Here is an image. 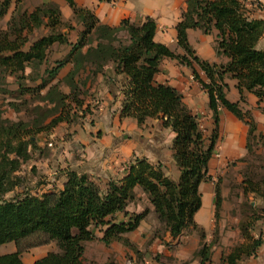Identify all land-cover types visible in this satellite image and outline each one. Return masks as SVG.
Returning a JSON list of instances; mask_svg holds the SVG:
<instances>
[{"label": "trees", "instance_id": "trees-1", "mask_svg": "<svg viewBox=\"0 0 264 264\" xmlns=\"http://www.w3.org/2000/svg\"><path fill=\"white\" fill-rule=\"evenodd\" d=\"M24 1L0 0V95L5 96L1 105L16 114L32 112L34 102L47 105L28 114L34 116L28 124L5 118L0 105V246L13 243L16 249L0 256V264H23L24 252L49 244L55 250L33 264H84L85 245L94 241L106 248L118 243L137 256L127 235L150 213L172 241L187 231L195 232L202 243L193 258L199 264H212L217 238L203 243L206 235L194 217L201 208L199 187L211 179L208 165L223 110L247 127L246 155L239 159L245 165L240 173L243 194L264 204V155H256L252 148L256 144L264 152V137L251 113L240 106L246 103L247 93L258 102L264 100V49H258L264 21L251 19L243 0H184L186 9L175 27L176 48L170 49L155 41L157 25L150 17L139 24L124 19L118 26H108L74 0H62L71 11L70 20H64L53 3L26 6ZM41 30L47 32L38 36ZM190 30L215 33V54L227 62L201 60L189 44ZM71 34H75L72 41ZM56 46L66 48L67 53L50 63ZM163 60L187 67L207 95L212 119L209 138L182 95L156 82ZM67 66L71 69L57 81ZM27 69L32 72L30 86L25 84ZM98 77L122 96L120 119H132L138 128L147 120L157 121L174 135L170 150L179 172L177 181L166 175L162 164L135 158L120 178L102 180L68 170L61 189L40 194L26 188L17 191L23 182L17 173L31 159L33 137L66 122L69 106L82 108L78 92L91 89ZM227 79L236 82L237 102L226 97ZM60 83L68 87V94L61 92ZM43 91L51 95L49 101L44 100ZM214 191L217 220L222 203L218 184ZM8 194L13 195L7 199ZM144 200L146 208L130 212V206ZM242 212L237 225L242 243L222 254L220 264L254 259L263 244L262 233L254 236L253 232L264 221V209L258 214L248 203ZM159 259L158 264H170Z\"/></svg>", "mask_w": 264, "mask_h": 264}, {"label": "rangeland", "instance_id": "rangeland-1", "mask_svg": "<svg viewBox=\"0 0 264 264\" xmlns=\"http://www.w3.org/2000/svg\"><path fill=\"white\" fill-rule=\"evenodd\" d=\"M41 1L43 0H25L23 4L26 6H33L36 4L39 5ZM46 32V30H41L38 36L45 35ZM74 38L75 34H71L69 36V40L71 41L74 40ZM190 43L198 44V42H196L193 38L190 40ZM66 53V48L58 46L53 47L50 52L49 62L52 63L54 60L63 59ZM70 69V66L63 69L59 74L57 81L62 80ZM31 73L30 69H27L25 73V84L29 86L32 85L29 83ZM94 86L91 87V89H81L78 92V99L82 101L83 104L82 108L77 107L75 104L69 106L67 111H65V114H67L66 122L59 124L51 131L42 132L33 137L32 141H34V145H31L30 147L31 159L24 164L17 173V176H20L23 181L20 187L21 189L18 188L17 191L20 192L22 188H26L32 189L33 192L40 194L47 190L61 189L63 180L62 177L65 178L64 173L68 170H76L79 172L86 164L91 167L90 169L93 171L94 177L97 176V170H105V168L101 167L102 165L100 167L98 166L102 162V160L98 161V159L101 154L102 156L112 155L111 152H113V150L111 149V143L113 137L112 135H108L109 130H106V126L108 124L116 123L117 119L116 117L114 118L116 113H113L115 114L113 116L110 111H106L105 103L107 102V98L100 94V92L97 91V88L94 89ZM10 89H15V86H10ZM59 89L65 94L69 93L68 87L64 84L60 83ZM42 95L44 100H50V94L43 91ZM3 97L5 96L0 95V105L3 101ZM44 105H47L44 101L34 102L33 105H30V107L32 106L30 110H32L33 113L40 112ZM240 106L242 110H247L251 113L256 125H262L263 133L259 131L258 128L257 131L264 137V102L262 107L252 106V108H248V104L246 103L241 104ZM1 107L2 110H4V117L11 121L21 120L28 124L34 117L32 115H28L32 113L31 111L28 112V114L24 111L16 114L12 111V109L5 105H1ZM209 116V120L203 119L200 122L206 138H209L212 131V119L210 112ZM49 121L50 120L48 119L46 123ZM120 123V127L117 129L116 133L119 135L118 137L120 138V142L124 143L123 145H126V147L130 146V141L132 142L134 140H138L139 136L144 139V136H147L148 134V127H151L150 121H148L145 125L146 128H140L139 130L136 128V123L132 119H120ZM239 124L244 126L247 130L244 123L239 121ZM155 126L156 125H154L151 129L153 130ZM228 135L229 130L226 129V123L223 127H220L219 124V138L212 159L216 162L221 160L222 163L221 167H217L216 173H211V180L207 182V184H211L213 188H215L216 184H218L221 189L220 195L222 194L219 216L217 220L214 218V215L212 218L214 229L210 240L212 241L214 236L217 238L216 245L214 246V252L217 254L228 253L232 247L241 244L242 240L239 237L236 225L242 217L243 206L245 210V206L249 203L258 214H260V211L264 209V204L260 200H256L251 196L246 197L243 194V189L240 186L242 180L240 173L245 165L239 162L240 158L232 161L221 159L222 147H224V145L226 146L225 142L228 139ZM93 138H97L95 142H99V146L96 145V143H93ZM252 148L256 155H264L262 148L257 147L256 144H253ZM134 152H132L133 154L130 157L128 156L129 158L122 159L121 161H119L120 157L117 155L114 157V154L111 157L105 156L103 158L111 160L114 159L116 161V168L122 169L123 174L128 167V164L136 158ZM97 154L100 155L97 156ZM108 162L107 164H109ZM111 165H114V161ZM122 174L120 176H122ZM120 176L118 175L116 178H120ZM12 195L13 194H8L6 198H10ZM146 205L147 203L145 200L143 202L137 201L133 206H130V212L139 213L146 208ZM140 226L139 231L136 233L137 235H133L135 242L128 239L138 251L137 256L132 252L125 250V248L118 243H114L110 247L106 248L100 242L94 241L86 243L85 245L84 264H105L108 262L112 264H158V261H156L158 250L162 251V255H160L159 259V261H163L162 263L168 262L170 264H187L188 261L192 259V254L188 255L191 251H186L183 255V251H181L184 247L183 243L176 244L174 241L169 239V234L165 231L164 227L157 221L153 214L150 213ZM262 227H264V221L256 224L253 232L255 236H257L262 230ZM190 233L192 232L187 231L184 234L186 235ZM222 237L228 239L226 244L230 245V247L222 249L220 245ZM49 245L50 246L45 248L43 246V248L38 247L30 249L29 251L24 252L21 257L23 256L24 260L28 262L29 260L38 258L39 255L47 249L51 248L52 250H55L53 244ZM13 249L16 250L13 243L0 246V255L10 254ZM217 258L218 255L215 259V264H219V260ZM247 262L248 260H244L240 264H247Z\"/></svg>", "mask_w": 264, "mask_h": 264}, {"label": "crops", "instance_id": "crops-1", "mask_svg": "<svg viewBox=\"0 0 264 264\" xmlns=\"http://www.w3.org/2000/svg\"><path fill=\"white\" fill-rule=\"evenodd\" d=\"M74 1L78 6L87 8L92 11L101 23L108 26H118L121 20L124 19H129L130 21L139 24L144 20L145 17H150L155 21L157 25L155 41L167 46L170 49L176 48V44H174L176 43L175 27L180 22L182 13L186 9L184 0ZM243 1L245 2V8L247 9V13L251 19L264 21V0ZM41 3H53L57 5L61 11L64 20H70L72 17L71 11L62 0H43L39 4ZM192 38L195 39L198 44H191L190 40ZM188 41L190 46L196 52V55L201 60L216 64H224L227 62L226 58L217 57L215 54V33H213L212 35H203L199 30H190L188 31ZM258 49H264V35L258 43ZM156 82L159 84H167L174 88L176 91H178L183 97L184 104L188 107V109H190V111L194 115L198 116L200 122L203 119L209 120L210 116L207 107V95L201 90L200 86L196 82H194L191 76V72L187 67L180 66L174 61L163 60L160 64V73L156 76ZM226 84L228 85V91L226 94L227 99L231 102H237L239 100V93L236 89V82L227 79ZM95 88H97V91L100 92V94L107 98V102L105 103L106 111H110L113 116L115 115L113 113H116V115L114 116V118L116 117L117 119L116 123L108 124L106 126V130H109L108 135H112L113 137L111 143V149L113 150V152H111V154H114V157L116 155L120 157L121 159L119 158V161H121L122 159L129 158L133 154L132 152L135 151L134 154L136 155V158H145L152 164H162L166 175L170 177L173 181H177L179 177V172L175 167L174 161L172 159V152L170 150L171 141L174 135L169 130L162 129L160 127L159 122L147 120L141 127V129L146 128L145 125L148 121H150L151 127H148L147 136H144V139L139 136L138 140H134L132 142L130 141V146L126 147V145H123L124 143L120 142V138L118 137L119 135L116 133L117 129L120 127L121 124L118 111L121 105L122 96L119 94L118 90L105 84L102 77L97 78L94 89ZM245 98L246 104H248V108H252V106L262 107V104L264 102V100L262 102H258V99L250 93L245 94ZM225 123L226 129L229 130V135L228 139L225 142L226 146L223 144L224 147H222L223 149L221 159L228 161H232L239 158L241 159L246 153L245 146L247 130L244 126L239 124V121L236 120L231 114L223 110L220 113V127H223ZM154 125L156 126L152 130L151 128ZM136 128L138 130L140 129L137 126ZM257 128L263 133L262 125L258 124ZM96 139L97 138L92 139L93 143H96ZM96 145L99 146L100 143L98 142L96 143ZM99 155L100 154H97V156ZM112 155L105 156L111 157ZM105 156H102L101 154L100 158H97L98 161L102 160V162L98 166L100 167L102 165L101 167L105 168V170H101L104 172L97 170L96 177L103 180H108L109 178H116V176L118 175L120 176L122 174V169L116 168V161L114 159L111 160L103 158ZM113 161L114 165H111ZM107 162L109 164H107ZM221 163V160L219 162H216L213 159L210 160L208 165V174L210 177L212 175L211 173H216L218 166L221 167ZM90 168L91 167L86 164L85 167L81 168V171L79 172L93 176V171ZM62 178L63 185L65 178ZM207 182L202 183L199 187V192L201 195V208L196 213L194 221L196 225L201 228L206 235L203 243L209 244L211 242V234L214 229L212 218L214 215L215 191L211 184H207ZM140 227L141 226H139L135 232L127 235V238L130 239V241L135 242L133 235H137L136 233L137 231H139ZM260 232L262 233L263 244L260 250L258 251L257 257L254 259H249L247 264H264V227H262V230ZM227 241V238L222 237V240L220 242L222 249L230 247V245L226 244ZM174 243H183L184 247L181 250L183 251V255L186 251H191V253H188V255L192 254V259H190L187 264H199V260L194 259L193 256L202 242L200 241V237L195 232L186 235L183 234L181 237H179V239L175 240ZM45 247L47 246H44V248ZM53 250L51 248L47 249L41 255H39L38 258H34L32 260H29L28 262L24 260L22 256L21 261L23 262V264H33L36 260H39L46 256L48 253L53 252ZM214 250L215 248L213 247L212 264H215L214 262L217 255V259L219 260L220 264L221 255L226 253L217 254L216 252H214ZM14 251L15 250L13 249L12 253ZM160 255H162V251L158 250V255H156V257L158 258L160 257Z\"/></svg>", "mask_w": 264, "mask_h": 264}]
</instances>
